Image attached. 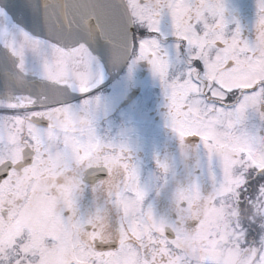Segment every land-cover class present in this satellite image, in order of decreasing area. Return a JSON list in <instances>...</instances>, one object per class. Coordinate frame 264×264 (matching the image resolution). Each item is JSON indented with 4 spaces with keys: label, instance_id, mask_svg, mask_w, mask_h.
Masks as SVG:
<instances>
[{
    "label": "snow or ice",
    "instance_id": "1",
    "mask_svg": "<svg viewBox=\"0 0 264 264\" xmlns=\"http://www.w3.org/2000/svg\"><path fill=\"white\" fill-rule=\"evenodd\" d=\"M0 264H264V0H0Z\"/></svg>",
    "mask_w": 264,
    "mask_h": 264
}]
</instances>
